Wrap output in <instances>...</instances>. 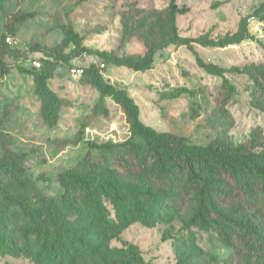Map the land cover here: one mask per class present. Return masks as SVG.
<instances>
[{"label": "rangeland", "instance_id": "rangeland-1", "mask_svg": "<svg viewBox=\"0 0 264 264\" xmlns=\"http://www.w3.org/2000/svg\"><path fill=\"white\" fill-rule=\"evenodd\" d=\"M263 1L176 0L178 6L188 8L184 15L174 17L178 35L217 39L226 32L236 31L242 23L247 24L249 37L239 43L225 47L193 43L200 57L225 69L224 76L235 87L225 105L231 120L222 126L234 145L249 139L255 130L264 138V111L251 105L246 89L250 81L246 73L249 65L264 63V18H259L264 16V9L259 14L253 13ZM168 3L169 0H0V37L9 35L11 42L6 43L14 50L2 58L7 67L0 76V131L13 151L26 153L23 161L26 173L44 194L58 198L61 189L56 176L77 164L87 152L102 165L112 164V149L92 148L89 141L118 144L131 136L119 105L105 97L106 111H95L98 90L90 83H83L80 75L72 71L71 63L54 60L35 49L36 45L58 47L69 26L78 34L80 45L91 50L86 52V63L94 61L106 81L127 89L145 124L158 131L184 135L194 144L204 145L212 136L208 120L215 112L222 78L199 67L188 46L167 42L168 35L164 32L169 30L171 20ZM123 11L134 14L135 19L150 15L145 27L150 22L159 20V23L154 31L142 29L141 36L135 34L123 42ZM21 12L32 16L15 21L14 16ZM150 44L156 45L155 60L145 71L106 62L95 52L104 51L115 57L141 55ZM38 57H42L40 68L31 64ZM45 58L48 63L42 61ZM42 69L52 72L48 87L64 101L54 125L41 120L40 100L34 92L31 71ZM141 177L146 179V175ZM2 211L6 215L11 213L0 200V219ZM189 215L187 209L170 223L158 221L147 226L135 222L109 246L133 243L146 264H174L177 242L191 232L202 249L196 264H233L230 249L217 233L189 228ZM32 242L30 233L19 229L11 232V250L0 251V264H32V254L25 248ZM181 245L185 247L187 243Z\"/></svg>", "mask_w": 264, "mask_h": 264}, {"label": "trees", "instance_id": "trees-1", "mask_svg": "<svg viewBox=\"0 0 264 264\" xmlns=\"http://www.w3.org/2000/svg\"><path fill=\"white\" fill-rule=\"evenodd\" d=\"M263 9L264 1L253 13L259 14ZM187 11L176 0H169L167 13L171 20L164 33L168 43L188 46L199 67L222 78L215 112L208 120L213 130L210 139L204 145L194 144L184 135L158 131L145 124L127 89L106 81L98 65L91 61L84 66L80 80L99 92L94 110L105 112L104 99L110 97L122 109L131 136L118 144L89 141L92 148L112 149V164L102 165L87 152L77 164L58 173L61 193L53 198L40 191L27 175L23 164L26 153L13 151L0 131V200L11 209L7 215L1 212L0 251L11 250L10 233L19 229L31 234L33 242L25 248L32 254V264H146L136 244L111 247L109 243L135 222L147 226L158 221L170 223L188 209V227L215 231L230 249L233 264H264V138L255 130L241 144L234 145L228 139L222 126L231 120L225 105L235 87L224 76V68L205 61L193 49V43L210 47L239 43L249 37L248 27L242 23L236 31L217 39L181 36L176 32L174 17ZM121 15L123 42L135 34L141 36L142 29L154 31L159 23L157 20L145 27L150 15L136 19L126 11ZM31 16L32 13L21 12L14 20ZM6 36L0 37V76L7 67L4 54L14 52L7 45ZM69 46L71 49L65 53ZM35 49L65 63H71L82 50L91 51L80 45L78 34L70 26L58 47L36 45ZM155 51L156 45L150 44L141 55L115 57L104 51L95 52L106 62L145 71L153 66ZM42 61L49 62L47 58ZM31 72L34 92L40 100L41 120L54 125L64 101L48 87L52 72ZM246 73L250 79L246 85L250 103L264 111V63H251ZM141 175H146V179ZM183 242L187 243L185 247H181ZM176 245L174 264H196L202 249L194 233L189 232Z\"/></svg>", "mask_w": 264, "mask_h": 264}, {"label": "built area", "instance_id": "built-area-1", "mask_svg": "<svg viewBox=\"0 0 264 264\" xmlns=\"http://www.w3.org/2000/svg\"><path fill=\"white\" fill-rule=\"evenodd\" d=\"M5 41L7 43H10L11 42V37L9 35H7L5 37ZM87 57H88V54L86 53V51H80L77 55H75L72 59H71V64H72V71L75 73V74H78L80 75L83 71V68L84 66H87L89 63H86L87 61ZM32 66H35V67H40V61L39 59H33L32 60ZM103 64H101L102 66Z\"/></svg>", "mask_w": 264, "mask_h": 264}]
</instances>
